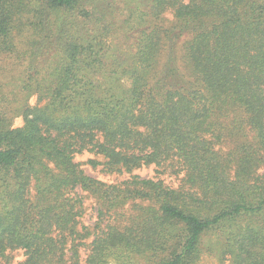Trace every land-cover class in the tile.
Listing matches in <instances>:
<instances>
[{
  "label": "trees",
  "instance_id": "obj_1",
  "mask_svg": "<svg viewBox=\"0 0 264 264\" xmlns=\"http://www.w3.org/2000/svg\"><path fill=\"white\" fill-rule=\"evenodd\" d=\"M214 235L264 264V0H0V264H200Z\"/></svg>",
  "mask_w": 264,
  "mask_h": 264
},
{
  "label": "rangeland",
  "instance_id": "obj_2",
  "mask_svg": "<svg viewBox=\"0 0 264 264\" xmlns=\"http://www.w3.org/2000/svg\"><path fill=\"white\" fill-rule=\"evenodd\" d=\"M29 105L31 107H35L37 105L43 106L45 105V101L42 100V102H39V98L37 95H34L29 100ZM25 125L24 118L23 117H17L13 121V128H23ZM98 160V161H104L102 156H95L94 154L85 153L83 155H78L76 157L77 162L82 163V168L85 170V172L94 178H97L99 180H102L106 183H115L118 181H123L128 176H118V175H109L102 171V167L94 168L92 165L88 164L90 160ZM136 174H140L143 178H159L161 177L157 171L154 169V167L144 168L136 172ZM162 178H165L167 180V183L173 182L176 180L174 177H169L168 175H163ZM90 209L88 211V214H86L84 218V222L89 225L93 226L96 220V209L95 205H93V201H89ZM214 244H218V238L214 235V237L210 236L205 240V248L202 252L200 264H232L233 260L228 256V254L225 256L222 255V249L216 250L215 248L212 249ZM25 257L22 252H17L14 255V260L11 264H19L24 261Z\"/></svg>",
  "mask_w": 264,
  "mask_h": 264
}]
</instances>
